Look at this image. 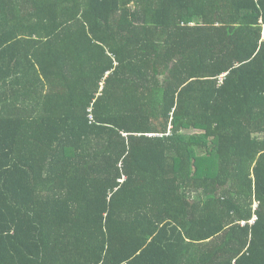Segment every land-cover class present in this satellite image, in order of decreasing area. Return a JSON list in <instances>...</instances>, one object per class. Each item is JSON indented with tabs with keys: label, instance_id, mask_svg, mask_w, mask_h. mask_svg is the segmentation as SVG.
Returning <instances> with one entry per match:
<instances>
[{
	"label": "trees",
	"instance_id": "16d2710c",
	"mask_svg": "<svg viewBox=\"0 0 264 264\" xmlns=\"http://www.w3.org/2000/svg\"><path fill=\"white\" fill-rule=\"evenodd\" d=\"M0 264H264V0H0Z\"/></svg>",
	"mask_w": 264,
	"mask_h": 264
},
{
	"label": "built area",
	"instance_id": "2783aa9c",
	"mask_svg": "<svg viewBox=\"0 0 264 264\" xmlns=\"http://www.w3.org/2000/svg\"><path fill=\"white\" fill-rule=\"evenodd\" d=\"M219 80H220V82H221V80H222V77H220V78H219Z\"/></svg>",
	"mask_w": 264,
	"mask_h": 264
},
{
	"label": "clouds",
	"instance_id": "9594fccd",
	"mask_svg": "<svg viewBox=\"0 0 264 264\" xmlns=\"http://www.w3.org/2000/svg\"><path fill=\"white\" fill-rule=\"evenodd\" d=\"M258 218V216H256L255 220Z\"/></svg>",
	"mask_w": 264,
	"mask_h": 264
}]
</instances>
